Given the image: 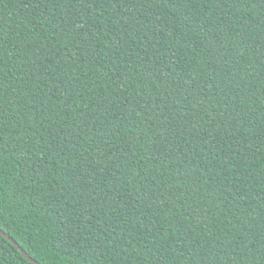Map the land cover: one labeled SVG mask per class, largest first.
I'll return each mask as SVG.
<instances>
[{
  "label": "trees",
  "instance_id": "1",
  "mask_svg": "<svg viewBox=\"0 0 264 264\" xmlns=\"http://www.w3.org/2000/svg\"><path fill=\"white\" fill-rule=\"evenodd\" d=\"M0 231L38 264H264V0H0ZM0 264L31 263L0 236Z\"/></svg>",
  "mask_w": 264,
  "mask_h": 264
},
{
  "label": "snow or ice",
  "instance_id": "2",
  "mask_svg": "<svg viewBox=\"0 0 264 264\" xmlns=\"http://www.w3.org/2000/svg\"><path fill=\"white\" fill-rule=\"evenodd\" d=\"M57 2H61V3L66 4V5L75 4V5L79 6V7H83V5H84V0H57ZM40 3L41 4L44 3V0H40ZM166 111H167V106L166 105L160 109V116L157 117V119H160L161 124H163V122H164L162 117H164V114H165ZM170 134L171 135H175V132H170ZM100 138L102 140L105 139V137L103 135H101ZM201 139H203V137H201ZM153 159H155V157H153ZM64 167H67V166L65 165ZM70 174H71V170H69V173H66L65 175L67 176V175H70ZM186 174H188V173H186ZM53 179H54V177H53ZM132 183L133 184L136 183L135 179L132 180ZM54 186L59 188V185H54ZM169 196H170V198L176 199V200H184L185 199V193L183 191H180L179 188H178L177 191L169 192ZM149 198H151V197H149ZM105 203H107V201H105ZM122 207L124 209H128V208H130V205L127 202H122ZM113 210L115 211V209H113ZM132 211H134V208L132 209ZM117 215H119V212H117ZM186 215H192V210L191 209H187L186 210ZM106 227H107V225H106ZM250 235L252 236L253 239L255 238V234L254 233H250Z\"/></svg>",
  "mask_w": 264,
  "mask_h": 264
},
{
  "label": "water",
  "instance_id": "3",
  "mask_svg": "<svg viewBox=\"0 0 264 264\" xmlns=\"http://www.w3.org/2000/svg\"><path fill=\"white\" fill-rule=\"evenodd\" d=\"M0 236L8 240L10 243H12L15 248L23 255L25 259H27L31 264H38L33 259H31L15 242L13 239H11L9 236H7L5 233L0 231Z\"/></svg>",
  "mask_w": 264,
  "mask_h": 264
}]
</instances>
